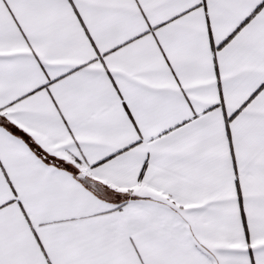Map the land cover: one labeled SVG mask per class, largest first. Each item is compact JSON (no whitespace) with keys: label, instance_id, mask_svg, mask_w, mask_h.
Returning a JSON list of instances; mask_svg holds the SVG:
<instances>
[{"label":"snow or ice","instance_id":"obj_1","mask_svg":"<svg viewBox=\"0 0 264 264\" xmlns=\"http://www.w3.org/2000/svg\"><path fill=\"white\" fill-rule=\"evenodd\" d=\"M0 264H264V0H0Z\"/></svg>","mask_w":264,"mask_h":264}]
</instances>
